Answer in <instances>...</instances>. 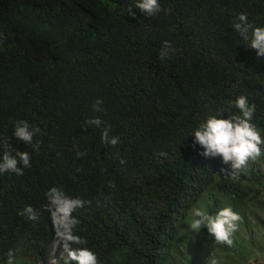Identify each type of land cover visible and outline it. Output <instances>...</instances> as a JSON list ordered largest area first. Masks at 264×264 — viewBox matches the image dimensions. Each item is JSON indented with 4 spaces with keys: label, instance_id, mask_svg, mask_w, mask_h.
<instances>
[{
    "label": "trees",
    "instance_id": "trees-1",
    "mask_svg": "<svg viewBox=\"0 0 264 264\" xmlns=\"http://www.w3.org/2000/svg\"><path fill=\"white\" fill-rule=\"evenodd\" d=\"M137 2L0 0V158L7 139L12 155L31 156L23 175L0 174V264L9 249L15 264L58 257L52 187L91 202L73 213L84 243L71 247L98 264H249L264 253V154L230 174L193 135L218 111L241 115L244 95L264 137V57L232 27L241 13L264 26V0H159L154 16ZM164 41L175 51L160 60ZM93 117L101 127L85 125ZM20 121L40 128L38 147L13 136ZM105 127L117 145L101 142ZM29 205L38 220L18 215ZM229 206L241 217L232 246L190 229L197 209Z\"/></svg>",
    "mask_w": 264,
    "mask_h": 264
},
{
    "label": "clouds",
    "instance_id": "clouds-1",
    "mask_svg": "<svg viewBox=\"0 0 264 264\" xmlns=\"http://www.w3.org/2000/svg\"><path fill=\"white\" fill-rule=\"evenodd\" d=\"M136 6L154 16L160 11L159 0H138ZM167 11V10H165ZM129 13L131 9L129 8ZM134 15V13H131ZM233 29L239 34V37L246 45L256 50L257 57H264V26H254L249 23L247 14L241 13L237 22L232 25ZM2 35V34H0ZM172 48L169 41H164L159 53L160 60L171 59ZM235 108L239 109L241 115L229 113L228 118H220L224 112H217L216 115L209 116L206 121L201 123L194 130L195 143L203 148L205 157L222 159L224 164H230L235 174L246 167L249 161H255L261 157V145H264V137L261 131L252 122L255 113V104H249L244 95H240L234 102ZM99 102L94 105V111H100ZM103 121L98 117H93L85 122L86 126L101 127ZM87 129V127H85ZM110 129L105 127L101 133V142L106 146H115L119 143L118 136H109ZM40 132L39 127H30L26 121H20L13 132V136L26 145L38 147L34 144V137ZM10 143L8 139L3 142L4 152L0 158V174L12 172L16 175H23L24 169L31 167V156L27 151H18L12 155L8 148ZM86 153L78 152V158L85 156ZM48 203L44 206L50 214L53 224L55 238L53 244L56 248L62 246L64 255L62 257H53L49 259V264H57L60 258H66L65 264H98L96 254L88 248H72L73 244H83V239L75 234L74 229L79 224V220L73 216V213L84 207L86 203L82 198H72L67 196L62 190L52 187L47 192ZM20 216H26L28 219L36 221L39 219V213L32 206H25L18 212ZM240 215L232 207H223L215 215H209L204 211L197 209L194 218L189 227L195 232L206 228L207 232L214 237L218 244L232 246L233 233L238 228ZM15 250L9 249L6 253V264H15ZM212 264H216L213 261Z\"/></svg>",
    "mask_w": 264,
    "mask_h": 264
},
{
    "label": "rangeland",
    "instance_id": "rangeland-1",
    "mask_svg": "<svg viewBox=\"0 0 264 264\" xmlns=\"http://www.w3.org/2000/svg\"><path fill=\"white\" fill-rule=\"evenodd\" d=\"M57 255L62 257L64 255V250L62 248L57 249ZM249 264H264V253L254 255Z\"/></svg>",
    "mask_w": 264,
    "mask_h": 264
}]
</instances>
